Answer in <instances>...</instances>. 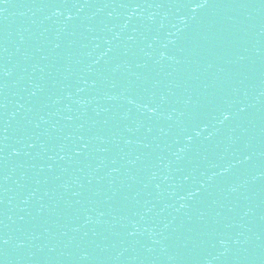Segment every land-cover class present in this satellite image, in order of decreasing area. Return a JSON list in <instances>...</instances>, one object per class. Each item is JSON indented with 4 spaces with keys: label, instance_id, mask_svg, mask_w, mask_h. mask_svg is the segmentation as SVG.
<instances>
[{
    "label": "water",
    "instance_id": "water-1",
    "mask_svg": "<svg viewBox=\"0 0 264 264\" xmlns=\"http://www.w3.org/2000/svg\"><path fill=\"white\" fill-rule=\"evenodd\" d=\"M0 264H264V0H0Z\"/></svg>",
    "mask_w": 264,
    "mask_h": 264
},
{
    "label": "snow or ice",
    "instance_id": "snow-or-ice-1",
    "mask_svg": "<svg viewBox=\"0 0 264 264\" xmlns=\"http://www.w3.org/2000/svg\"><path fill=\"white\" fill-rule=\"evenodd\" d=\"M5 243H7V241H5Z\"/></svg>",
    "mask_w": 264,
    "mask_h": 264
}]
</instances>
